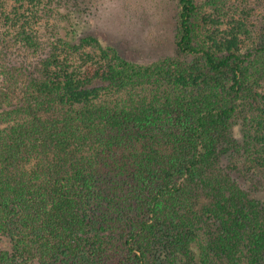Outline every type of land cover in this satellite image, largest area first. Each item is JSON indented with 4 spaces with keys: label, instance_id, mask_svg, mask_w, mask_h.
Instances as JSON below:
<instances>
[{
    "label": "trees",
    "instance_id": "obj_1",
    "mask_svg": "<svg viewBox=\"0 0 264 264\" xmlns=\"http://www.w3.org/2000/svg\"><path fill=\"white\" fill-rule=\"evenodd\" d=\"M90 1L0 0V264H264V0H175L148 63Z\"/></svg>",
    "mask_w": 264,
    "mask_h": 264
},
{
    "label": "rangeland",
    "instance_id": "obj_2",
    "mask_svg": "<svg viewBox=\"0 0 264 264\" xmlns=\"http://www.w3.org/2000/svg\"><path fill=\"white\" fill-rule=\"evenodd\" d=\"M195 1L199 4L203 2ZM87 5L85 32L98 38L104 45L114 46L121 56L130 57L138 63H148L175 53V0H91ZM43 22L37 25L40 31L44 30ZM83 51L90 50L86 48ZM144 90L116 91L102 100L126 99ZM3 125L4 122H0V127Z\"/></svg>",
    "mask_w": 264,
    "mask_h": 264
}]
</instances>
